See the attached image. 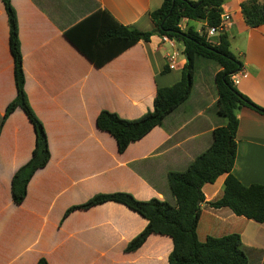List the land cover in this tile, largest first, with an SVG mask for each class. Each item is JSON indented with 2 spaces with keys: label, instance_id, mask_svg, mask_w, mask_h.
Listing matches in <instances>:
<instances>
[{
  "label": "crops",
  "instance_id": "0c3cea01",
  "mask_svg": "<svg viewBox=\"0 0 264 264\" xmlns=\"http://www.w3.org/2000/svg\"><path fill=\"white\" fill-rule=\"evenodd\" d=\"M162 1L11 0L24 90L44 126L50 159L29 180L24 200L14 203L12 175L29 159L34 146L32 124L21 109L14 110L0 129V264H36L41 257L49 264H167L173 248L167 235L152 233L136 250L124 251L147 220L121 203L108 201L63 217L69 207L99 193L123 191L139 200L155 197L174 204L168 172L184 170L210 145L212 130L226 122L216 111L214 75L220 67L205 59L200 73L195 68L186 100L123 152L117 151L109 133L96 127L101 110L126 119L151 110L157 87L181 78L186 62L182 46L161 42L154 34L97 67L64 31L98 10L127 27L151 31L149 13ZM241 1L223 4L232 18L226 28L230 47L235 39L243 45L234 53L243 64L236 87L264 108V24L248 26ZM187 25L199 31L204 22L181 20L182 29ZM172 51L177 55L170 64L167 53ZM15 94L7 15L0 0V121ZM236 145L232 174L244 185H264L263 113L240 108ZM224 179L221 175L202 187L197 237L204 241L207 236L238 233L249 264H264V222L207 205L221 196Z\"/></svg>",
  "mask_w": 264,
  "mask_h": 264
},
{
  "label": "trees",
  "instance_id": "16d2710c",
  "mask_svg": "<svg viewBox=\"0 0 264 264\" xmlns=\"http://www.w3.org/2000/svg\"><path fill=\"white\" fill-rule=\"evenodd\" d=\"M1 1L7 15L8 45L13 59L16 94L5 107L0 129L6 118L18 108L25 113L34 129L31 155L11 178L12 200L20 204L35 171L49 161L50 151L44 126L31 108L24 90L16 12L11 0ZM225 1L163 0L158 8L149 13L154 24L151 31L127 27L105 10L92 13L64 31V36L97 67L137 42L149 41L154 34L166 35L173 43L182 46L181 53L186 62L181 70V78L170 86L157 87L151 110L135 119L122 118L108 110H101L97 114L96 127L114 138L120 153L131 142L139 140L153 127L160 125L168 113L186 100L192 89L197 57L211 60L220 67L214 75L216 111L226 122L212 130L210 145L184 170L168 172L167 184L175 200L174 204L155 197L139 200L128 192L118 191L95 194L64 212L63 217L75 209H86L108 201L121 203L137 212L147 220V224L128 242L125 252L136 250L150 234L156 233L167 235L172 240L173 248L168 255L167 264H249L238 233L220 237L207 236L204 241H200L196 232L200 216L198 202L204 199L202 187L215 182L221 175H225L222 194L207 202V205L211 208L226 207L236 215L258 223L264 222V185H244L232 174L237 148L238 112L241 107L248 106L264 114V108L241 93L232 81V76L242 70L243 64L231 52L226 31L216 37L207 36V27L218 25ZM240 10L248 26L264 24V1H241ZM184 18L204 22V25L199 31L192 25L181 29L178 25ZM168 69V65H165L163 71ZM36 264L49 263L41 257Z\"/></svg>",
  "mask_w": 264,
  "mask_h": 264
},
{
  "label": "built area",
  "instance_id": "2783aa9c",
  "mask_svg": "<svg viewBox=\"0 0 264 264\" xmlns=\"http://www.w3.org/2000/svg\"><path fill=\"white\" fill-rule=\"evenodd\" d=\"M231 20H232L231 14L227 11H222L220 14V21H219L218 25L207 27V36L210 38L213 36H217L221 32L226 31V28L229 27L231 24ZM178 26L181 28V22L179 23ZM160 37H161V42H167V43L169 42L170 44L173 45V41L170 40L166 35H161ZM176 55H177L176 51H172L170 53H167L168 63H170V64L173 63ZM240 72L241 71H239L238 73H236L232 76V81L235 84L238 82V76H239Z\"/></svg>",
  "mask_w": 264,
  "mask_h": 264
},
{
  "label": "rangeland",
  "instance_id": "374dc122",
  "mask_svg": "<svg viewBox=\"0 0 264 264\" xmlns=\"http://www.w3.org/2000/svg\"><path fill=\"white\" fill-rule=\"evenodd\" d=\"M176 44H178V43H176ZM178 46H180V45H178ZM230 50H231V52L233 54L236 52V50H243L242 41L238 40V39H235L234 43L230 47ZM234 55L241 61L239 56H237L236 54H234ZM203 61L206 62V60L204 58H202V57H197V59H196V63H195L196 67L195 68H196L197 72H199V73L204 68L203 65H201L202 64L201 62H203Z\"/></svg>",
  "mask_w": 264,
  "mask_h": 264
},
{
  "label": "water",
  "instance_id": "95a60500",
  "mask_svg": "<svg viewBox=\"0 0 264 264\" xmlns=\"http://www.w3.org/2000/svg\"><path fill=\"white\" fill-rule=\"evenodd\" d=\"M201 203V201L198 202V205Z\"/></svg>",
  "mask_w": 264,
  "mask_h": 264
}]
</instances>
